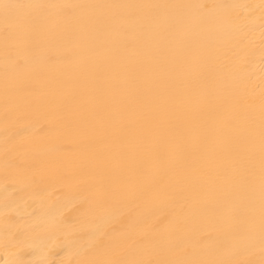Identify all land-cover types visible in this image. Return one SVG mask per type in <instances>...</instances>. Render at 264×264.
Returning <instances> with one entry per match:
<instances>
[{
  "label": "bare ground",
  "instance_id": "6f19581e",
  "mask_svg": "<svg viewBox=\"0 0 264 264\" xmlns=\"http://www.w3.org/2000/svg\"><path fill=\"white\" fill-rule=\"evenodd\" d=\"M0 264H264V0H0Z\"/></svg>",
  "mask_w": 264,
  "mask_h": 264
}]
</instances>
